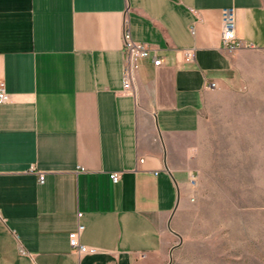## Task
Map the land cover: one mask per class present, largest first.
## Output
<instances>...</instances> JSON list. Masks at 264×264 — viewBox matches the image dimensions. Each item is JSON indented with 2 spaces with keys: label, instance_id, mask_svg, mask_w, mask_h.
<instances>
[{
  "label": "crops",
  "instance_id": "0c3cea01",
  "mask_svg": "<svg viewBox=\"0 0 264 264\" xmlns=\"http://www.w3.org/2000/svg\"><path fill=\"white\" fill-rule=\"evenodd\" d=\"M126 27L163 60L138 58L128 89ZM248 48L264 49V0H0V264H168L210 102ZM79 220L96 253L70 247Z\"/></svg>",
  "mask_w": 264,
  "mask_h": 264
},
{
  "label": "rangeland",
  "instance_id": "374dc122",
  "mask_svg": "<svg viewBox=\"0 0 264 264\" xmlns=\"http://www.w3.org/2000/svg\"><path fill=\"white\" fill-rule=\"evenodd\" d=\"M210 102L192 199L168 264H264V49Z\"/></svg>",
  "mask_w": 264,
  "mask_h": 264
},
{
  "label": "built area",
  "instance_id": "2783aa9c",
  "mask_svg": "<svg viewBox=\"0 0 264 264\" xmlns=\"http://www.w3.org/2000/svg\"><path fill=\"white\" fill-rule=\"evenodd\" d=\"M221 25H222V36H221V47L228 52H234L241 46H243L242 39L237 34V8L233 5L225 6L221 9ZM248 47L253 45L248 43ZM123 51L126 58L125 72L126 78L124 81V89L131 87V73L132 69L136 67V60L140 57H152L155 65H161L163 60L156 54L155 50L148 48L142 43L135 42L131 36L130 29L126 27L123 32ZM184 57L186 61H192L195 57L194 48H185ZM210 87H216L215 82L208 84ZM9 98V94L6 91L5 82L0 80V102H4ZM140 162L144 161V158L139 159ZM31 172H37L35 166L29 168ZM39 182L42 183L45 180V174L43 172H37ZM111 177L114 182L120 180V173L113 172ZM192 184L196 183L195 175L190 178ZM82 217V212H78V219ZM85 229V225L80 222L77 223V227L69 232V244L70 247L76 250L79 254H93L97 252V248L89 246L81 241V234Z\"/></svg>",
  "mask_w": 264,
  "mask_h": 264
}]
</instances>
